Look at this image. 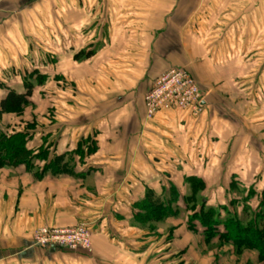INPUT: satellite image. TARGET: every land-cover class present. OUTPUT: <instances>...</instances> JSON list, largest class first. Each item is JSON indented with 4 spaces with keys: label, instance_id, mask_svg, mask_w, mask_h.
<instances>
[{
    "label": "crops",
    "instance_id": "0c3cea01",
    "mask_svg": "<svg viewBox=\"0 0 264 264\" xmlns=\"http://www.w3.org/2000/svg\"><path fill=\"white\" fill-rule=\"evenodd\" d=\"M172 65L198 82L203 112L148 119L144 94ZM258 73L264 0H0V102L32 84L21 115L0 111V134L24 133L31 152L0 164V264H264L219 235L205 240L184 203L189 177L219 220L238 216L230 187L247 185L248 202L264 192V162L251 158L264 152V82L244 80ZM61 157L60 170L47 167ZM147 194L181 230L135 217ZM79 222L90 253L32 244L38 227ZM207 244L211 256L199 254Z\"/></svg>",
    "mask_w": 264,
    "mask_h": 264
},
{
    "label": "trees",
    "instance_id": "16d2710c",
    "mask_svg": "<svg viewBox=\"0 0 264 264\" xmlns=\"http://www.w3.org/2000/svg\"><path fill=\"white\" fill-rule=\"evenodd\" d=\"M38 76V75H37ZM43 77H38L37 83H42ZM25 92L17 93L14 90H9L5 98L0 102L1 112L17 111L22 106L29 102V96L32 91V84L24 81ZM3 152V153H2ZM31 156V152L25 148L24 133H16L7 137L5 134H0V164L27 162ZM62 157L51 161L47 167L60 170L59 166ZM187 181L190 183V194L184 198V203L187 208L194 212L189 219V227H193V221L199 222L204 228L205 240H210L219 235L221 241L232 243L237 250L245 248L254 249L258 252L261 259L264 258V225H260L264 220V192L256 210L251 211L250 218L246 223H243L236 213H228L224 220H219V213L213 207H207L205 202L199 199L197 203L194 201V195L198 187L203 184L200 179L189 177ZM173 200L178 197L176 188L171 186ZM233 205V204H232ZM139 207L145 210V213H138L135 217L142 222L149 220H161L171 213L169 205H164L163 202L151 199L150 194H147L145 201L139 204ZM223 208V207H222ZM220 224L224 227V232H220L217 226Z\"/></svg>",
    "mask_w": 264,
    "mask_h": 264
},
{
    "label": "built area",
    "instance_id": "2783aa9c",
    "mask_svg": "<svg viewBox=\"0 0 264 264\" xmlns=\"http://www.w3.org/2000/svg\"><path fill=\"white\" fill-rule=\"evenodd\" d=\"M145 117L163 111H186L197 117L203 112V93L195 78L182 66L172 65L156 77L144 97ZM91 230L86 223L55 227L41 226L32 234L36 247L92 251Z\"/></svg>",
    "mask_w": 264,
    "mask_h": 264
},
{
    "label": "rangeland",
    "instance_id": "374dc122",
    "mask_svg": "<svg viewBox=\"0 0 264 264\" xmlns=\"http://www.w3.org/2000/svg\"><path fill=\"white\" fill-rule=\"evenodd\" d=\"M244 75H246V74H243V76ZM264 75V74H263ZM263 75H261L260 73H258L257 75H255V74H252V75H247V76H244V80H249V78H250V76L251 77H253L252 78V80H250V81H258V82H264V76ZM25 81H28V78H25ZM249 81V82H250ZM29 82V81H28ZM35 82H36V80H35ZM33 83H34V81H33ZM61 83V82H60ZM61 85V84H60ZM259 95L258 96H260L261 95V93H263V95H264V90H262V89H260V90H257L256 91ZM25 108H27V107H25V105L24 106H22L19 110H17L16 111V114H17V116L18 115H21L22 113H23V111H25ZM259 108V107H258ZM32 109L34 110V111H36L35 110V107H32ZM31 110V109H30ZM29 110V111H30ZM259 115H260V112H259ZM261 115L262 116H264V112H262L261 113ZM260 115V116H261ZM261 120H263L264 119V117H262V118H260ZM261 151V149L258 147V151ZM251 158H253V159H256V163H258V167L261 165V162H264V152L263 151H261V153L260 154H257V153H255V155L254 156H251ZM261 158V159H260ZM264 164V163H263ZM253 171H256V170H253ZM253 171L251 172V173H253ZM239 171H234V174H236L237 176H238V178L239 177H241V178H239V179H241L242 181H245V183H247L248 184V182L249 181H246V179L247 178H245V176H244V174H249V173H242V171H241V173H238ZM249 172V171H248ZM261 172H263V171H261L260 170V173ZM223 173H224V179H226V177H225V175L228 177V175H229V171H223ZM262 182H264V175H263V180H262ZM246 187H247V185H245V184H243V185H236L235 186V188H233V187H230V195L231 196H237L238 198H239V202L237 203V205H235L233 208L234 209H236V210H238V218L243 222V223H246V221H248L249 220V218H250V214H251V211H253V207H254V204H255V202H258V205H259V203H260V200H261V198H262V195L258 198V199H254L253 198V202H248V200H244V197H245V195H244V193H245V191H246ZM188 192V191H187ZM190 192H191V190H190ZM205 193H206V190H205V187L204 186H202V187H198L197 189H196V193H195V195H194V201H196L197 203L199 202V199H200V197L201 196H203V195H205ZM249 199V198H248ZM259 200V201H258ZM218 202H213L212 204L213 205H215L216 206V204H217ZM224 203V202H223ZM250 203H252V204H250ZM217 207V206H216ZM225 216H227L226 214L224 215V217ZM220 220L222 221V220H224V218L223 219H221L220 218ZM159 222L158 223H155L156 224V227H160L161 229L160 230H162L163 232H166V231H168L169 229H173L174 227H176V229H179V230H181L180 228H181V221H182V219L180 218V217H178V218H176V219H171V220H164V219H161V220H158ZM174 223H176V224H174ZM155 224L154 225H152L153 227H149V228H152V229H154V228H156V227H154L155 226ZM260 225H264V220H262L261 221V223H260ZM148 228V227H147ZM151 229V230H152ZM159 229V228H158ZM155 232H156V230H155ZM189 231H187V230H184V231H182V233L185 235L186 233H188ZM190 233V232H189ZM188 238L190 239L191 238V235H189L188 236ZM194 240H196V239H194ZM207 246H208V248H207V250L206 251H204V250H199V251H197L199 254H202V255H204V256H211V253L214 251L213 250V248L210 246V244H207ZM254 251H256V250H254V249H248V248H245V249H243V250H236L235 252L237 253L236 255H237V257H240V256H242L241 254L243 253V252H248V253H250V254H254ZM257 252V251H256ZM258 253V252H257ZM248 259H253L254 258V256H253V258H251V256H248L247 257ZM257 258H258V260L259 261H263L264 260V258L263 259H261L260 257H259V254H258V256H257Z\"/></svg>",
    "mask_w": 264,
    "mask_h": 264
}]
</instances>
